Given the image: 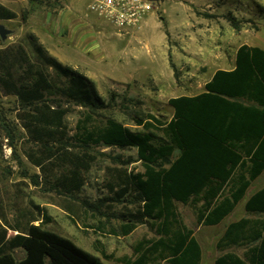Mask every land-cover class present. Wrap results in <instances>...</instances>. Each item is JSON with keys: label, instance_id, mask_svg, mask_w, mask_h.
<instances>
[{"label": "trees", "instance_id": "16d2710c", "mask_svg": "<svg viewBox=\"0 0 264 264\" xmlns=\"http://www.w3.org/2000/svg\"><path fill=\"white\" fill-rule=\"evenodd\" d=\"M29 14L24 12L23 21ZM17 17L0 3V20ZM226 19L240 28L231 13ZM0 93L15 98L10 110L14 119L10 111L0 110V135L8 140L23 179L44 194L65 197L59 206L70 215L76 209L90 214L101 232L127 237L147 225L153 233L134 246L132 257L117 258L120 264H201V245L176 204L191 205L199 225L217 226L264 173V49L258 46L241 45L235 68L217 70L201 93L171 98V119L136 113L139 130L104 113L113 96L106 104L91 79L50 54L33 33L0 47ZM73 107L84 110L71 131L67 118ZM19 139H24L23 155L35 173L17 154ZM101 148H135L137 160ZM102 158L117 165L107 169L109 194L95 201L80 199L86 173ZM137 161L144 171H129ZM5 178L3 170L0 264H104L71 239L46 229L51 220L40 205L6 203ZM19 196L16 190L15 199ZM245 210L255 217L228 224L217 243L221 251L245 247L243 256L227 252L214 264H264V187L247 198ZM18 250L24 253L20 260ZM101 254L113 258L104 250Z\"/></svg>", "mask_w": 264, "mask_h": 264}, {"label": "rangeland", "instance_id": "374dc122", "mask_svg": "<svg viewBox=\"0 0 264 264\" xmlns=\"http://www.w3.org/2000/svg\"><path fill=\"white\" fill-rule=\"evenodd\" d=\"M44 1L39 5L33 0H0V3L15 11V20H0L12 33L7 41L0 38V47L22 40L27 33L37 36L45 48L62 63L91 79L106 101L114 102L106 114H111L132 130L141 127L134 121L136 113L154 115L161 120L172 118L173 109L168 101L182 95H197L217 69L228 68L236 50L241 45L260 46L264 49V0H165L153 2L140 26L120 31L88 11V0ZM30 11L23 21V14ZM232 14L240 22L234 29L226 17ZM61 14L58 30L54 19ZM115 95V96H114ZM15 98L0 93V110L15 108ZM110 105V104H109ZM84 109L73 107L67 118L71 131L75 129L80 113ZM10 119L14 113L10 111ZM1 133V128H0ZM24 139L16 141L17 154L30 170L32 167L23 155ZM100 151L124 160H137V151L132 149L101 148ZM114 165L107 158L100 159L86 173V184L78 197L95 201L107 196V169ZM6 171L7 178L1 183L8 192L6 203L17 201L27 205L30 201L46 209L50 223L45 228L71 239L77 246L98 256L104 264H120L117 258L132 257L134 246L143 238H152L147 225H140L127 237H116L108 231L97 230L98 220L90 214L76 209L70 215L59 204L66 198L55 193L44 194L20 175L16 156L7 139L0 135V173ZM132 172H143L141 162L128 166ZM11 172V175L7 174ZM23 181V182H22ZM264 187V173L255 180L247 195L235 210L217 226H202L197 223L191 205L177 203L183 222L195 231L202 248L201 264H214L217 257L235 252L243 256L245 247H233L221 251L217 243L228 224L245 217H255L245 210L247 198ZM18 190L20 196L14 195ZM5 194V193H4ZM118 224L117 220L112 221ZM107 230L110 229L106 225ZM12 234V233H11ZM104 250L113 258L106 260ZM24 253L16 252L18 260Z\"/></svg>", "mask_w": 264, "mask_h": 264}, {"label": "built area", "instance_id": "2783aa9c", "mask_svg": "<svg viewBox=\"0 0 264 264\" xmlns=\"http://www.w3.org/2000/svg\"><path fill=\"white\" fill-rule=\"evenodd\" d=\"M150 0H88V11L121 32L140 26L152 10Z\"/></svg>", "mask_w": 264, "mask_h": 264}, {"label": "crops", "instance_id": "0c3cea01", "mask_svg": "<svg viewBox=\"0 0 264 264\" xmlns=\"http://www.w3.org/2000/svg\"><path fill=\"white\" fill-rule=\"evenodd\" d=\"M62 17H61V14H59V15H57L56 17H55V19H54V21H55V23H57V26L56 27H54L53 26V28H54V30H58L59 29V26H61V19ZM258 47H260V46H258ZM260 48H262V47H260ZM263 49V48H262ZM236 52H237V50H236ZM236 52H235V55H234V58H233V60H232V63L230 64V66L228 67V68H222V69H217V70H233L234 68H235V63H236ZM216 70V71H217ZM215 71V72H216ZM214 72V73H215ZM214 73L212 74V76L210 77V79L208 80V81H210L211 80V78L213 77V75H214ZM207 81V82H208ZM205 86V85H204Z\"/></svg>", "mask_w": 264, "mask_h": 264}, {"label": "water", "instance_id": "95a60500", "mask_svg": "<svg viewBox=\"0 0 264 264\" xmlns=\"http://www.w3.org/2000/svg\"><path fill=\"white\" fill-rule=\"evenodd\" d=\"M152 2H164L165 0H150ZM12 31L7 29L4 25H0V38L3 42L7 41Z\"/></svg>", "mask_w": 264, "mask_h": 264}]
</instances>
